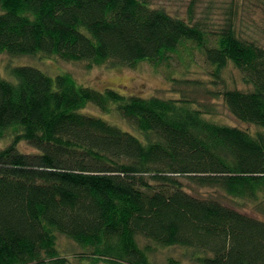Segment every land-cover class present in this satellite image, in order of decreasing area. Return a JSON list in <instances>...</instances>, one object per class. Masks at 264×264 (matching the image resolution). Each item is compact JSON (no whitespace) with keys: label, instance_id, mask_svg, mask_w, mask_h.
Returning <instances> with one entry per match:
<instances>
[{"label":"trees","instance_id":"obj_1","mask_svg":"<svg viewBox=\"0 0 264 264\" xmlns=\"http://www.w3.org/2000/svg\"><path fill=\"white\" fill-rule=\"evenodd\" d=\"M188 42L215 77L229 63L242 73L250 90L213 95L255 133L184 99L99 90L70 73L25 64L0 75V139H11L0 149V264H68L61 236L92 264H153L158 247L173 246L195 264H264V220L187 191L264 205V48L231 24L209 46L198 23L146 0H0V54L10 57L134 69L168 63ZM88 105L140 136L81 112Z\"/></svg>","mask_w":264,"mask_h":264},{"label":"rangeland","instance_id":"obj_2","mask_svg":"<svg viewBox=\"0 0 264 264\" xmlns=\"http://www.w3.org/2000/svg\"><path fill=\"white\" fill-rule=\"evenodd\" d=\"M151 6L164 8L171 15L198 23L202 26L206 43L215 46L220 32L229 24L233 25L237 36L245 41L254 42L264 48V0H146ZM31 65L55 77L60 73H70L78 83L95 89L104 90L112 87L120 93L141 97H160L164 99H184L192 108L210 109L206 114L208 119L216 122L237 126L255 133L257 127L238 121L229 111L223 96L213 94L223 93L228 89L250 90L244 83L242 73L232 63L225 68L220 77L214 75V67L207 62L203 52L192 42L179 48V53L172 54L171 60L160 66L152 63H140L136 68L111 67L108 65L87 68L86 64L65 62L59 58L47 57H10L0 54V75L12 79L10 71L18 65ZM84 114L100 117L108 122L140 136L136 128L118 113H104L94 105H88L82 110ZM11 142L10 138L0 139V149ZM25 152L33 148L26 142L20 144ZM188 183V182H186ZM188 193L204 198H214L222 204L241 213L264 220V205L239 199H233L218 189L190 188ZM60 254L68 256V264H92L80 260L77 252L81 250L70 240L61 236L59 239ZM190 250L179 246L158 247L152 255L153 264H168L170 258H175L181 264H195L190 259ZM106 264V263H98Z\"/></svg>","mask_w":264,"mask_h":264}]
</instances>
